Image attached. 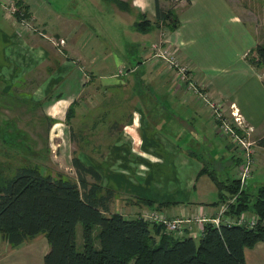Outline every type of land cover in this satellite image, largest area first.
<instances>
[{
  "label": "crops",
  "instance_id": "1",
  "mask_svg": "<svg viewBox=\"0 0 264 264\" xmlns=\"http://www.w3.org/2000/svg\"><path fill=\"white\" fill-rule=\"evenodd\" d=\"M15 1L17 7L24 6L21 13L25 17L17 19L19 23L8 15L0 0V123H5L15 134L22 130L16 122L43 125L41 122L48 121L51 125L46 136L49 139L67 137L65 132H69L70 149L72 145L74 148L84 145L80 152L99 160L104 152H113L128 163L137 162V170H145V175L137 177V203L131 206L121 203L118 191L111 204L113 212L128 218H136L148 210L165 211L169 217H192L205 212L214 215L219 210L220 204L215 205L220 199L219 190L203 170L206 167L215 170L227 182L238 178L240 168L236 165L241 163L240 153L245 150L239 138L252 144L254 167L264 164V146L256 142L264 136V81L259 69L245 59V54L260 42L227 0H179L173 7L175 11L180 8V14L176 11L180 20L176 30H169L165 21L156 22V0H124L129 2L128 10L112 1L88 0L96 1L92 4L100 8L106 7L105 2L112 3L114 15L132 28L133 35L129 34L134 43L141 44V36L145 40L157 32L152 48L141 52L139 65L147 62L160 65L164 80H136L137 93L129 89V79L122 78L140 66H123L126 47L122 42L126 33L120 26L93 20L86 24L68 17L61 12L60 5L67 1L71 4L73 0H65L60 5L61 0H54L53 8L51 0ZM160 6L168 9L170 0H160ZM52 15L56 28L48 31L47 20ZM144 19L149 20L150 26L142 32L137 23ZM186 23L188 27L182 32ZM227 36L242 39L230 62L220 49L223 38L229 42ZM60 39H65V43H60ZM155 44H163V49L156 52ZM167 48L187 65L195 81H180L177 70L165 65L162 52ZM227 68L235 69L234 74L222 71ZM107 71L115 73L109 76L105 74ZM142 90L146 94L139 92ZM214 100L224 103L226 115L212 109ZM126 103L131 109L125 123L110 121V131H103L106 112L115 107L117 114ZM233 103L240 109L244 128L230 114ZM226 118L235 134L221 129ZM25 132L31 137L29 131ZM37 137L44 135L37 132ZM110 138L113 140L109 142ZM23 149L27 151L28 147ZM256 152L261 159L258 156L256 159ZM159 170L161 173L157 174ZM251 179L249 187L255 189L262 185L261 182L254 184ZM213 190L217 191L218 199L207 202L203 197ZM198 199H203L200 202L203 206L196 204ZM134 213L135 216L131 215ZM191 225L200 236L202 228L196 221ZM39 236H43L42 246L36 242ZM39 236L19 247H10L6 260L0 264H44L50 245L45 235ZM256 244V248L245 250L246 264L264 261L260 256L264 241Z\"/></svg>",
  "mask_w": 264,
  "mask_h": 264
},
{
  "label": "trees",
  "instance_id": "2",
  "mask_svg": "<svg viewBox=\"0 0 264 264\" xmlns=\"http://www.w3.org/2000/svg\"><path fill=\"white\" fill-rule=\"evenodd\" d=\"M108 1L129 9L128 1ZM156 5V22L165 21L169 30L178 29L180 20L174 8L163 9L160 0ZM22 8L18 7L19 13ZM149 26L147 19L137 23L142 32ZM253 52L251 64L264 65V43L257 44ZM257 144L264 146V136ZM73 165L78 179L46 173L38 166H22L0 185V242L15 248L45 235L50 247L44 264H246L245 250L264 241V184L251 189L248 183L253 173L243 184L239 177L227 182L215 170H203L219 190L215 205L228 201L230 215L252 212L260 221L253 228L207 222L197 239L174 237L164 224L113 212L117 192L103 185L102 174L77 156ZM79 223L83 226L82 248L77 243Z\"/></svg>",
  "mask_w": 264,
  "mask_h": 264
},
{
  "label": "rangeland",
  "instance_id": "3",
  "mask_svg": "<svg viewBox=\"0 0 264 264\" xmlns=\"http://www.w3.org/2000/svg\"><path fill=\"white\" fill-rule=\"evenodd\" d=\"M63 1L65 2V0L59 1L58 5H60ZM87 1L88 0L84 2L83 0H73L71 4H70L71 1H67L65 4L60 5V9L62 10L61 12H63L70 18L80 19L81 21H84L86 24L89 23L90 20H93L95 23L96 22H99L100 24L105 23L108 26H113V27L120 26V28H122V30L126 33L124 40L122 42V43H125V47H126V52H125L126 60H124L123 66H126V65L128 67L140 66V68L135 69L130 74H128L127 77L126 76L122 77L125 80L126 78L129 79V89H131L133 93H137V89L136 91L134 90V87L137 86V85L135 86L136 80L137 81L144 80V81H150V82L163 81L164 79L160 73V71L162 70V68H160V65L158 64L154 65L151 63L149 64L148 62L145 63L143 66L139 65V62L142 59L140 57L141 52L142 51L144 52L146 49L152 48V45L154 44V42H156L157 32L156 34H151L150 37H148L145 40H143L145 37L141 36V38L139 39L141 44L134 43L131 35L129 34L131 33L133 35L132 28L128 24L122 23L114 15L113 10H112V3L107 4L105 2L106 7L100 8L92 4V3H95L96 1L95 2L93 1L87 2ZM178 1L179 0H170L171 8H173L177 4ZM227 1L233 7L234 12L239 14V16L243 18L249 30L255 34L256 40L260 43H264V0H227ZM50 4L52 8L55 7L54 0H51ZM2 5L3 7L7 8L8 15L13 17L16 23L21 22V21H17V19L23 18L22 16L23 14L18 12V7L16 5L15 0H3ZM176 11L178 14H180V8H178V10L176 9ZM17 12H18V15H17ZM47 22L49 24L47 28L48 31H54L56 28V24L54 22L56 21L53 15L50 16V19L48 18ZM187 27H188V23H186V26L183 29L181 27L180 30L182 29V32H184ZM31 29L33 30V27ZM61 30L58 32L61 33ZM184 38L185 40H189V36H185ZM61 40H64V43L66 41L65 39H60L59 41L60 43H62ZM241 41L242 39L240 38V36H238L235 39H231L229 37V42H227L225 38H223L220 41V49L228 62L232 60L235 53L238 51L239 44L241 43ZM253 46L254 47H252L245 54V59L247 60L249 64H251L249 59H252V57L254 56L253 50L256 47V45H253ZM157 47L159 48L155 49L156 52L157 50L163 49V44H157ZM182 49H185V46H183ZM165 50H168V48ZM164 51L162 52L163 53L162 59L165 61V65L166 64L169 65L171 64L170 61H168L169 57L165 55ZM173 55L179 59V57L175 55L174 52H173ZM143 61L145 60L143 59ZM221 65L225 67H230L229 65H226V64H221ZM253 66L257 68L255 65ZM257 69H259L258 72L261 74L263 81H264V65L261 64ZM125 70L126 69L123 68V72ZM222 71L225 72L226 74L230 72L234 74L235 69L227 68ZM114 73L115 71H107V73L105 74L110 76L111 74H114ZM164 76H166V73H164ZM178 77L180 81L184 82L180 76ZM187 80L189 82L195 81L192 75V71L190 70H188L187 72ZM190 85H193V84H190ZM139 92H144L143 94H146L145 90H142ZM94 94H95L94 96L97 97L96 95L97 91H94ZM194 97H197V96H194ZM91 100L94 102L93 98ZM216 101H220V103L218 104L219 106H216V102L214 100L212 101V104H213L212 109L220 113L221 115H226L227 111L225 110L226 106L224 105V103L221 100H216ZM114 109L115 107L112 108L111 112H110V109L106 112L105 119L107 120V123L104 122L103 131L107 130V133L110 131V128L112 126V124H110V121L112 122L116 121V122H119V124L125 123V121L128 118L131 105L129 103L122 105L121 112L117 114L116 112H114ZM231 109L232 110H230V114H233V112L236 110H238V112L241 113L240 109L235 105V103L231 105ZM104 111H105V106L103 107L102 113ZM91 118L92 119L95 118L94 113H92ZM225 121H229L228 118H226ZM16 123L21 127L22 130L15 132V134L14 132H11L8 130L9 127L5 123H0V125H2L0 129V185L5 184L9 178L14 176L16 173V170L21 166L34 167L35 165H38L40 166L39 168L43 172L51 173L53 175L57 173H63L64 175L72 179H78L76 169L73 165V157L77 156L78 158L81 159L82 163H84L87 166H92L96 168L102 174L104 186L113 187L112 189L115 188L114 189L115 192L120 191L118 192V199L121 201V203L123 204L126 203V205L128 206H131V204L134 205L135 202L137 203V197H136L137 177L139 175H145V170H142V169L137 170V162L134 161V162L128 163L126 159L119 157L113 152L111 154H107L104 152V154L100 155V158L102 160H99L95 158V156L92 154H88L84 151L80 152L81 149H83L84 145H81V146L76 145L75 148L72 145L70 149L69 132H65L67 133V137L60 136L56 138L55 136L54 138L49 139V137L46 136L48 128H50V125H51V123H49L48 121L41 122L43 125H40L37 122L34 123V122H27V121L16 122ZM58 127L60 129V126H57V128ZM118 129H121V127L119 126ZM25 131H29L31 137L28 138L27 135H25V133H27ZM37 132L43 133L44 137L43 138L37 137ZM73 140L75 141L76 137L73 138ZM111 140L113 139L110 138L108 141L110 142ZM236 142L238 143V141ZM124 145H127V144H124ZM22 147L23 148L28 147L27 151L24 150ZM48 147H50V151L48 150L49 149ZM36 151H41V152H46V153L41 155V154H37ZM213 155L217 156V154L214 151H213ZM257 156L259 159H261L260 154L257 155V152H256L255 154L256 159H257ZM240 157L242 158L241 163L239 165L238 164L236 165V166H239L238 168L246 164L248 160L247 156L243 153L242 154L240 153ZM42 158L44 159V161H42ZM50 160L53 163L50 162ZM136 161H137V158H136ZM255 167L252 166L254 173H253V177L251 180L253 181L254 184L256 182H259V183L261 182L263 185L264 184V164L262 162L261 165H258L256 168ZM153 173H156V172H153ZM159 173H161L160 170L157 171V174ZM120 183H122V185H120ZM251 189L253 188L251 187ZM206 193L207 194L203 198H205L207 202L215 198L218 199L217 191L213 190L212 192L210 191ZM201 200L203 199H198L196 204L198 205L202 204L203 206L204 204L200 203ZM135 213L131 215L135 216ZM245 214H250V212H245ZM163 228L165 229V231H167V227L165 225L163 226ZM77 239H78L77 243H78L79 248H82V243H83L82 223H79L77 226ZM36 242L42 246V243H44L43 236L37 237ZM8 245L9 244H7L4 241L0 242V263L6 260L7 258L6 251H10V247L12 248V246H8ZM253 247L256 248L257 244L256 246H253ZM249 248L251 249L252 247H249ZM260 256L264 257V249L260 252ZM258 264H264V261H258Z\"/></svg>",
  "mask_w": 264,
  "mask_h": 264
},
{
  "label": "built area",
  "instance_id": "4",
  "mask_svg": "<svg viewBox=\"0 0 264 264\" xmlns=\"http://www.w3.org/2000/svg\"><path fill=\"white\" fill-rule=\"evenodd\" d=\"M64 43V40H61ZM157 44L153 46V49H158ZM165 55L169 57L168 61L172 68L177 70L178 76L184 82H189L187 80V72L188 67L183 64L177 57L173 55L169 49L164 51ZM216 106L220 101H215ZM220 115V113H219ZM233 117L235 122L238 126L243 127L245 126V122L241 113L238 110L233 112ZM221 129L228 134H235V130L229 121H223V125ZM239 141L244 145L245 150L244 154L247 156L248 160L247 163L240 167L239 171V178L241 182L244 184L248 181L253 173L252 166L254 167L255 159L253 155V147L251 143H247L239 138ZM229 203L228 201L221 202L219 205V210L214 215H209L206 212L202 215H193L191 216H184V217H169L165 211L159 210H148L142 211L139 213V216L147 221L157 223V224H164L167 227V231L174 237H184V236H192L196 237L199 236V233L195 231L194 226L191 225V222L196 221L197 225H199L202 229L201 235L204 233V223L211 222L217 226L221 223H237L239 225L255 227L258 222L260 221L259 217L256 214L250 212V214H241L239 216H232L228 213Z\"/></svg>",
  "mask_w": 264,
  "mask_h": 264
}]
</instances>
